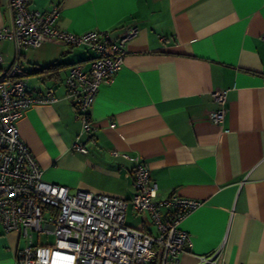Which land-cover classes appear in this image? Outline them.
<instances>
[{
  "label": "crops",
  "instance_id": "1",
  "mask_svg": "<svg viewBox=\"0 0 264 264\" xmlns=\"http://www.w3.org/2000/svg\"><path fill=\"white\" fill-rule=\"evenodd\" d=\"M8 2L0 0V28L11 23ZM54 6L62 30L116 37L135 27L136 34L113 80L100 85L93 130L82 135L64 80L75 63L89 69L94 52L54 41L20 50L29 93L53 87L56 97L17 122L44 180L130 200L138 158L157 200L200 202L179 222L191 239L180 264L213 253V264H264V0H29L43 12ZM0 55L1 72L14 58L13 40L0 42ZM54 62L62 64L55 71H34ZM217 89L226 90L218 123L209 118L219 108ZM78 135L86 152L72 147ZM128 211L139 217L137 227L156 231L147 214ZM24 244L0 223V264H15Z\"/></svg>",
  "mask_w": 264,
  "mask_h": 264
},
{
  "label": "built area",
  "instance_id": "2",
  "mask_svg": "<svg viewBox=\"0 0 264 264\" xmlns=\"http://www.w3.org/2000/svg\"><path fill=\"white\" fill-rule=\"evenodd\" d=\"M8 7L11 23L0 28V42L13 40L15 55L0 72V223L7 232L19 231L25 240L16 251L15 264H62L58 254L68 255V264H148L154 259L157 264H180V255L191 239L179 222L199 206L198 200L178 195L157 200L149 168L138 158L132 168L135 193L130 200L85 190L70 192L64 185L44 180L40 164L17 129L18 120L30 106L56 100L53 87L39 96L29 93L19 59L22 48L54 41L94 52L89 69L75 63L64 80L65 98L75 106L82 135L92 132L91 105L100 85L111 82L121 68L126 43L136 28L126 27L116 37L100 30L75 34L57 27V6L43 12L30 8L29 0H9ZM225 92L213 91L219 108L209 118L217 123L226 111ZM79 135L72 147L86 152ZM128 205L136 213H146L156 231L127 226ZM35 232L53 234L54 242L35 244ZM199 258L200 264L215 262L214 253Z\"/></svg>",
  "mask_w": 264,
  "mask_h": 264
},
{
  "label": "rangeland",
  "instance_id": "3",
  "mask_svg": "<svg viewBox=\"0 0 264 264\" xmlns=\"http://www.w3.org/2000/svg\"><path fill=\"white\" fill-rule=\"evenodd\" d=\"M140 214H146V213H140ZM138 221H139L138 216L131 215L130 211L127 212L126 218H125V223L127 226L131 228H138L137 227ZM54 239L55 237L53 234H42V233L40 234L37 232L33 234L34 243L39 244V245L51 244L54 242ZM57 256L59 257L60 254H58Z\"/></svg>",
  "mask_w": 264,
  "mask_h": 264
},
{
  "label": "trees",
  "instance_id": "4",
  "mask_svg": "<svg viewBox=\"0 0 264 264\" xmlns=\"http://www.w3.org/2000/svg\"><path fill=\"white\" fill-rule=\"evenodd\" d=\"M62 64L61 63H57V62H54L50 65H47V66H44V67H41V68H38V67H35L34 71L38 74L40 73H46V72H50V71H55L57 70ZM148 264H157V259H154L153 262H150Z\"/></svg>",
  "mask_w": 264,
  "mask_h": 264
},
{
  "label": "bare ground",
  "instance_id": "5",
  "mask_svg": "<svg viewBox=\"0 0 264 264\" xmlns=\"http://www.w3.org/2000/svg\"><path fill=\"white\" fill-rule=\"evenodd\" d=\"M59 257H61L60 259H61V263L62 264H68V261H69V256L68 255H65V254H60V256ZM58 257V258H59Z\"/></svg>",
  "mask_w": 264,
  "mask_h": 264
}]
</instances>
